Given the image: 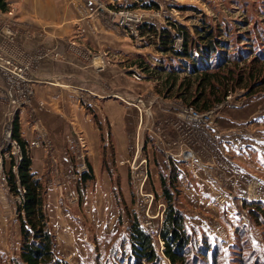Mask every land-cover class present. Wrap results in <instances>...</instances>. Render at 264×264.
I'll list each match as a JSON object with an SVG mask.
<instances>
[{
  "label": "rangeland",
  "instance_id": "1",
  "mask_svg": "<svg viewBox=\"0 0 264 264\" xmlns=\"http://www.w3.org/2000/svg\"><path fill=\"white\" fill-rule=\"evenodd\" d=\"M8 8L7 11L2 12L0 17V59L3 58L0 60L2 61L0 64L14 70L15 73L0 66V75L8 77L23 74L28 78L31 75L30 71L22 67L17 69V65L11 62H19L20 65L25 63L30 65L32 62L31 65H34L36 59L41 60L43 57L57 59L61 56L58 51L42 47V45L34 46L28 55L25 51L21 54V50L17 46V36L23 32L26 37H32V31L27 26L28 22H23V26L20 24L13 4L11 5L9 2ZM80 8L83 10V14L77 16V27L81 25L79 22L85 18L97 15L100 27L98 25L89 26L88 23L91 22L89 19V22L80 28L84 30L85 27V30H91V33L103 34L106 55L113 58L120 66H124L122 71L125 74L134 77L135 80L142 79L144 83L150 85V88L145 92V97L142 96V104L139 102V108L135 106L134 102H138L136 98H140V96L118 98L121 103L129 106L127 109L125 107V114L129 117L130 123L127 126L125 123L123 126H126L127 130L130 129L131 132L127 135V158L119 163L116 161V164L121 166L118 164L116 166L114 159L107 161L105 156L101 159L103 166L101 172L105 171L113 182L111 193H103L96 188L95 181L100 176L94 173L93 168V178L87 179L86 182L80 178V173L87 170L88 163L91 162L86 153L87 144L83 135H75L63 146L62 154L68 157L70 164H65L64 160L54 159L56 149H54L53 140L51 137L49 139L44 137L39 132L43 129L41 130V126L37 124L38 114L43 110L45 103L36 99L34 92H31L27 99H20L19 105L15 108L10 102L11 96L10 99L2 96V99L7 101L8 111L11 112L4 121L0 141V171L4 179L0 186V214L2 215L0 218V264H17L21 243L17 219V203L20 201V195H15L10 191L6 178V173L11 166L10 158L14 157L15 160H18L20 154L9 143L10 133L8 136L5 134V129L12 125L15 115H18L21 133L27 141L26 148L31 159L34 154L33 150L36 148H45L47 152L46 157L49 160L45 161V169L39 172L34 171L42 178L45 185V208L54 234L56 253L70 264H104L105 258L111 253L110 247L114 241L112 249L119 252L121 236L123 239L121 248L126 249L128 246L125 236L128 224L127 210H131L140 225L143 226L140 221L144 214L136 202L135 181L139 169L148 170L146 188L153 191L158 203L165 205L161 196L159 173L164 172L168 176L171 168L174 171L175 167L178 176L181 172H186L188 166L193 169L201 167L200 172L205 176L210 175V180L204 182L209 186L218 187L215 188V193L213 191L209 193V206L190 208L203 217L205 220L203 222L205 229L203 230L208 239L218 245V254L214 258V263L264 264V212L261 211L260 215L254 217L248 211L246 212L242 202L243 200L259 199L258 201H262L261 204L264 205V154L257 152V149L260 151L264 149V114L260 117L263 122L257 126L254 124L260 122L259 119H252L254 112H259V107L262 109L260 111L264 113V84L255 89L253 94H248V90L244 87L234 88L230 92L227 102L216 106L211 121L197 125L180 116L179 112L182 107L187 105L184 101L174 98L172 95L165 96L164 88H162L164 76L161 73L155 74V79H147L142 76L139 67L128 65L138 53L142 54L150 63L155 64L160 52L151 42L152 35L150 39L146 35L136 39L119 22V10L121 9L144 10L146 16L153 15L154 23L158 27L167 25L168 20L171 19L185 24L194 34L193 25L200 24V18H205L213 26L220 24L225 27L228 25L230 35L225 36L226 42L222 51L230 53L240 48H251L250 51H258L262 49L259 46L264 47V0H97V4L94 5V14L86 3H81ZM4 26L6 29H3ZM237 32L244 33L240 35ZM181 39V36H177L175 42L180 44ZM6 59L10 63L4 64ZM133 73L138 74L140 78L137 79ZM4 81L6 82V79ZM24 81H27L26 84L31 88L32 81ZM6 85L8 89L11 88L9 80ZM164 86L166 87V85ZM174 90L175 88L172 89V91ZM140 91L141 88L136 84V92ZM149 96H152L151 101H149ZM22 110H24V117L20 118ZM224 112L225 115H231L238 119L244 117L246 120L230 130L223 128L219 130L217 119ZM137 114L141 116L139 121ZM134 115L137 119L136 124H133ZM95 121L99 129L101 151L103 154L107 148L111 152L114 151L108 127L110 122L105 121L101 124L96 115ZM104 126L108 127V129H104L105 132H103ZM171 126L177 128L178 135L169 136ZM25 127H33V134H27ZM103 134L106 136L105 138ZM246 135L254 136L248 142L244 138ZM77 137L81 140L77 141ZM229 137L237 142L240 156L230 155V157L228 151L221 144ZM80 141H83L84 144H81ZM103 141L105 143L107 141V143L104 144ZM186 149L191 150V155L186 156ZM244 152L245 155H243ZM254 154L256 158L262 155L259 157L261 159L256 162ZM206 157L214 158L206 161ZM196 158L206 161V163L201 162L199 165L200 161H197ZM141 160L143 161L133 171L132 166ZM81 162L86 164L84 169L80 168ZM12 169L16 170V167L14 166ZM154 169L157 170L159 184H155L153 181L152 170ZM121 171H124L122 172V181L120 180ZM230 181H232V185L229 184ZM239 181H243L244 188L235 186ZM68 185L73 187V191L67 190ZM184 186L182 182H179V188L175 190V193L179 191L181 194ZM225 191L228 196H236L234 202L233 199L231 200L233 204L229 207L225 205L227 202L222 204L216 199L217 194H223ZM180 194L176 196L177 204ZM107 195L111 199L113 198V202L112 200L108 202ZM185 207L186 210L189 209V205H185ZM164 210L165 206L163 213ZM186 210L184 209V211ZM112 213L116 215V218L112 219ZM163 213L160 219L158 217L153 220V224L157 228L161 227ZM119 215L122 216L120 223H118ZM108 228H112V230L107 232ZM114 228H116L115 231ZM236 228L237 231H244V235L235 237ZM147 230L149 229L147 228ZM103 231H106L105 234ZM116 231L118 234L114 235L113 232ZM65 233H69V235ZM112 261L114 262L115 259L111 257L110 262ZM161 264H169V262L163 258Z\"/></svg>",
  "mask_w": 264,
  "mask_h": 264
},
{
  "label": "trees",
  "instance_id": "2",
  "mask_svg": "<svg viewBox=\"0 0 264 264\" xmlns=\"http://www.w3.org/2000/svg\"><path fill=\"white\" fill-rule=\"evenodd\" d=\"M8 6L7 0H0L2 12L7 11ZM200 20V24L193 25L194 34L185 24L176 20L169 19L167 25L159 27L152 22L141 23L138 26L140 36L146 35L150 39L152 35L151 42L160 56L152 64L138 53L128 65L139 67L142 76L147 79H155V74L161 73L164 76L162 88L165 96L172 95L202 111L222 102L236 87H244L248 94H253L255 89L264 84V47L259 46L262 49L258 51H250L251 48H240L230 53L222 51L225 36L230 35L228 25L213 26L205 18ZM244 32L237 33L242 35ZM177 36L182 38L179 47L175 46ZM180 74L183 75L180 77ZM11 139H15L20 147L19 159L10 158L11 166L6 173L10 191L20 195L17 219L21 243L17 264H70L56 253L54 234L45 208V185L32 169V159L26 148L27 141L21 133L18 115H15L11 125ZM14 166L16 170L12 169ZM88 167L80 173L84 182L93 178L90 163ZM176 172L174 167L168 176L164 172L159 173L161 196L165 202L159 233L151 234L140 225L132 211L127 210L125 236L128 246L126 249L121 248V236V247L117 252L112 249L114 241L104 264H161L163 258L169 264H215L218 245L208 239L203 229L189 227L184 210L177 204L176 196L180 192L175 193L179 188ZM258 200H243L246 212L254 217L264 212V205ZM121 218L119 215L118 223ZM113 234L117 235L118 232ZM243 235L244 231H237L236 228L235 237ZM111 257L115 259L114 262H110Z\"/></svg>",
  "mask_w": 264,
  "mask_h": 264
},
{
  "label": "crops",
  "instance_id": "3",
  "mask_svg": "<svg viewBox=\"0 0 264 264\" xmlns=\"http://www.w3.org/2000/svg\"><path fill=\"white\" fill-rule=\"evenodd\" d=\"M7 1L15 6V12L20 24L23 26V22H28L27 26L32 31V37H26L23 32H20L17 36V46H19L21 54L25 51L28 55L31 53L30 50L32 51V49H34V46L42 45V47H48L58 51L61 56L57 59L49 57H43L41 60L37 59L30 71L32 81L30 85L34 92V96L36 99L42 100L45 103L43 110L38 114L37 118H39V120L37 119L38 123H36L41 126V130L43 129L39 132H41L44 137L46 136L48 139L51 137L53 140L54 149H56L53 158L64 160L66 162L65 164H70V162H68L69 159H67L68 157L62 154L63 146L66 142H69V139H73L75 135H83L87 144L86 153L88 154V159L91 160L90 163L94 173L100 176V178L98 177L95 181L96 188L103 193H111L113 182L105 171L101 172V167L103 168L101 159L104 156L107 161L108 159H114L115 165L118 166L119 161L127 158V135L131 132L130 129H126L130 120L125 114V107L127 109L129 106L127 107L126 104L121 103L118 98H122L121 96H128L127 98H129V96L132 98L136 95L140 96V98H136L138 102H134V104L136 103L135 106L139 108V102L142 104V96L144 95L145 97V92L149 91L150 85L146 82L144 83L142 79L135 80L134 77L132 78L125 74L122 71L124 66H120L113 58L106 55L103 34L99 32L91 33V30H85V27L84 30L80 28L83 27V24L88 23L89 19L91 21L88 23L89 26L98 25L100 27L97 15H91V18L89 17L88 19L85 18L82 22H79L81 25L77 27V16L83 14V10L80 8L81 3H86V5L89 6V10L94 14V5L95 3L97 4V0ZM1 15L2 11L0 10V17ZM136 84L141 88L139 93L136 92ZM6 86V82L0 75V89L2 91L5 90ZM152 96L156 97L155 95ZM152 96L148 97L150 98L149 101L152 100ZM260 110L262 109L259 107V112H254L253 114L252 119L258 118L260 121L255 123L254 126L263 122L260 117L264 113ZM7 112V101L1 97L0 141ZM20 113L22 115L20 118H23L24 110ZM95 115L101 124L105 121L110 122L108 127L114 145V151L112 152L109 151L108 148L104 154L101 151L99 129L95 121ZM133 117V124H136V115ZM139 120H141L140 115H138V121ZM244 120H246L244 117L238 119L231 115H225L224 112L222 116H219L217 122L219 130H221V128L230 130ZM125 123L126 126H123ZM108 127L104 126L103 132H105L104 129H108ZM212 130L215 132L213 128ZM25 131L27 134H33V127H25ZM176 134L178 135L177 128L175 129L171 126L169 129V136L174 137ZM103 136L104 138L106 137L104 134ZM253 136L254 135H246L244 138L249 142ZM102 143L106 144L107 141L106 143L105 141ZM221 144L228 151L229 156H240L235 139L229 137L226 141L221 142ZM257 152L259 154H264V149H262V151L257 149ZM33 153V170L38 172L44 170L45 161L49 160V158L47 159L46 157L47 152L45 148H36L33 150ZM245 154L244 152L243 155ZM259 157L256 158L254 154L256 162L261 159ZM206 158V161H209L214 157ZM196 159L200 161L199 165L201 162L203 164L206 163V161H201L199 158ZM116 161H118V165ZM109 167L111 168L112 166ZM200 169L201 167L193 169V167L188 166L186 167V172L183 171L176 177L178 183L182 182L185 185L184 190L179 196L178 205L183 210H186L185 205H189V209L184 211L186 222L189 227L205 229L203 226V222H205L203 217L190 210V208H205L209 206V193L211 191L215 193V188L218 187L207 185L204 181L210 180V175L205 176L200 172ZM122 172L124 171L120 172L121 181L123 179ZM152 172L153 181L155 184H159L157 170L154 169ZM3 182V174L0 171V186ZM229 184L232 185V181H230ZM235 186L244 188L243 181H239ZM67 190L71 192L73 191V187L68 185ZM235 197L233 195L228 196L227 203L225 204L226 207L233 204ZM232 199L233 202H231ZM107 200L108 202L111 200L113 202V198L111 199L109 195H107ZM225 205L220 206L223 207ZM0 218H2L1 214ZM114 218H116L115 214L112 219ZM62 221L64 222V219H62ZM111 230L112 228L106 229L107 232ZM115 230L116 228H114V231ZM106 231H103L104 234ZM69 233L65 234L69 235Z\"/></svg>",
  "mask_w": 264,
  "mask_h": 264
},
{
  "label": "built area",
  "instance_id": "4",
  "mask_svg": "<svg viewBox=\"0 0 264 264\" xmlns=\"http://www.w3.org/2000/svg\"><path fill=\"white\" fill-rule=\"evenodd\" d=\"M144 10H139V11H132V10H128V9H121L119 10V22L122 26L126 27L129 32L136 38V39H140L141 36L139 34V29L138 26L143 23V22H152L154 23V17L153 15H149L146 16V14L144 13ZM3 29H6V27L4 26ZM182 40V39H181ZM181 44V42H180ZM180 44L178 42H175V46L179 47ZM3 58H1L0 60H2ZM37 60V59H36ZM7 59L5 60L4 64H8L10 63L9 61H7ZM11 61V60H10ZM13 61V60H12ZM2 62V61H0ZM35 62V60H34ZM14 65H17L16 68L18 69L19 67L25 68L27 69V71H31L32 69V62L29 65L28 63H25L23 65H20L19 62H11ZM0 66L4 67L7 70L12 71L13 73L14 70H11L10 68L1 65ZM134 76L139 79L140 76H138V74L133 73ZM3 79H6V82L8 83V80L11 82V88L8 89V87L5 88V90H1L0 89V98L2 96L5 97H12V99L10 100L11 104L15 106V108L19 105V101L20 99H27L28 96L31 94V92L33 93L32 88H30V86L28 84H26L27 81L24 80H30L31 81V76L25 77L23 74H16V76L14 75H10L8 77L6 76H2ZM229 95L226 96V98L216 104L214 107L210 108V109H206V110H202L199 111L197 109H195L193 106L190 105H185L184 107H182L181 111L179 112L180 116L183 119H187L197 125H203V123H207L210 122L212 119V115L214 113V111L216 110V106H221L224 102H227V98ZM11 111L7 112V117L8 114ZM182 119V120H183ZM11 126H8L5 129V134L6 136L9 135L11 136ZM81 140V138L77 137V141ZM9 143L12 144V146L14 147V149L18 152H20V147L19 144L17 143V141L15 139H11L9 141ZM34 143H36L34 141ZM81 144H84L83 141H80ZM186 156L187 155H191V150H187L186 149ZM20 157V154H19ZM17 160V159H16ZM145 160V159H143ZM141 160L138 164H136L135 166H132L133 171L140 165V163L143 161ZM82 164L80 165V168L84 169L86 167V164L84 162H81ZM147 174H148V170L147 169H139V171L137 172V176H136V181H135V185H136V196H137V206L141 209V211L143 212L144 216L143 219H141V223L142 225L147 229L150 230L151 234H158L159 233V229L160 226L157 228L154 226L153 224V220H155V218L160 219L162 217V213H163V209H164V203H158L155 200V195L153 193L152 190H149L146 188V180H147ZM227 191H225L223 194H217V201L219 203H226L227 202ZM162 205V206H161ZM154 206V208H153ZM160 213V214H159ZM159 214V216H158ZM140 220V219H139ZM160 244L162 245V241L160 240Z\"/></svg>",
  "mask_w": 264,
  "mask_h": 264
}]
</instances>
